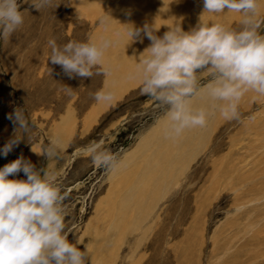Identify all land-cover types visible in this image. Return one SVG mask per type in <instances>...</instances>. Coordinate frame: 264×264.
I'll return each mask as SVG.
<instances>
[{
  "label": "rangeland",
  "instance_id": "obj_1",
  "mask_svg": "<svg viewBox=\"0 0 264 264\" xmlns=\"http://www.w3.org/2000/svg\"><path fill=\"white\" fill-rule=\"evenodd\" d=\"M18 2L24 23L7 41L0 38V168L23 155L37 169L55 173L62 194L67 192L65 232L87 249V264H264V96L247 93L239 121H226L217 110L204 128L169 138L164 110L132 78L150 41L145 36L129 44L127 35L131 24L147 23L162 36L163 4L52 0V7L36 11L32 0ZM257 18L264 21V0ZM219 20L214 23L238 29L241 15L229 12ZM102 37L111 40L104 55L107 76L69 78L49 60V39L62 47ZM209 79L198 73L201 84ZM101 89L114 93L111 105L93 98ZM211 103L203 95L192 100L210 112ZM17 108L28 118L29 132L18 129L24 140L4 156L19 127L8 119ZM101 139L122 161L113 173L77 154ZM53 141L58 155L45 158ZM9 179L26 176L21 171Z\"/></svg>",
  "mask_w": 264,
  "mask_h": 264
},
{
  "label": "clouds",
  "instance_id": "obj_2",
  "mask_svg": "<svg viewBox=\"0 0 264 264\" xmlns=\"http://www.w3.org/2000/svg\"><path fill=\"white\" fill-rule=\"evenodd\" d=\"M30 6L39 11L52 7V0H32ZM258 8L259 0H203V13H239L238 29L199 22L189 31L178 25L158 36L151 24L137 28L129 23V44L137 39L142 43L145 36L150 41L137 58L132 78L140 81L142 94L164 110L166 136L178 138L186 130L204 128L217 110L224 120L239 121L242 98L249 92L264 96V21L257 18ZM23 23L18 0H0V38L7 41ZM48 45L49 60L61 66L69 78L110 74L104 63L105 51L111 45L108 38L102 37L99 43L70 41L62 47L49 39ZM200 72H207V83L198 80ZM201 95L212 102L213 111L193 106V98ZM93 98L111 105L115 97L111 90L101 89ZM8 119L19 127L4 145V156L24 140L23 135H16L18 129L29 132L22 108L15 109ZM57 147L51 142L42 156L56 157ZM77 154L90 157L92 164L106 173L117 171L122 163L117 154L104 148L102 139ZM21 171L26 179H9ZM66 196L56 183L55 173L37 169L23 155L0 168V264H87V249L70 242L65 232Z\"/></svg>",
  "mask_w": 264,
  "mask_h": 264
},
{
  "label": "bare ground",
  "instance_id": "obj_3",
  "mask_svg": "<svg viewBox=\"0 0 264 264\" xmlns=\"http://www.w3.org/2000/svg\"><path fill=\"white\" fill-rule=\"evenodd\" d=\"M147 1H148V3H153V4L154 3L155 4L156 3L163 4V6H164V8H163L164 9L163 23L164 24L162 27H165L167 30H168V28H173V27L178 26V25H180L182 27V29H184V30L188 27L194 28L196 26V24L198 23V21L201 20L202 18L207 19L210 22V24H212V23L216 22L217 20H219L220 18L227 17V15L229 14V12L228 13L224 12V13H220V14H214V13H208V12L203 13V0H162L161 2H156L155 0H154L155 2L153 0H147ZM127 15L132 16V17H139V16L141 17V15L139 13H133V12H130V13L128 12ZM160 15L161 14H159L155 18V20L160 19ZM169 24H172V25H169ZM157 30H158V28H157ZM192 161H193V159H192ZM187 168H188V166H187ZM161 229L163 230L164 228H161ZM161 229H160V232H161ZM262 229H264V228H262ZM155 239H158V237ZM155 239H154V241H155ZM160 244H161V241H160ZM155 246L157 248V245H155ZM156 248H154V249H156ZM261 255H263V253H261ZM258 259H259V256H258ZM164 261H167V260H164ZM251 262H253V261H251Z\"/></svg>",
  "mask_w": 264,
  "mask_h": 264
}]
</instances>
